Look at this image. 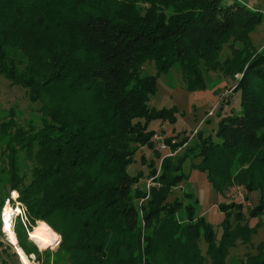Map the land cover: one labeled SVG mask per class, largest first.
Segmentation results:
<instances>
[{
	"label": "trees",
	"instance_id": "1",
	"mask_svg": "<svg viewBox=\"0 0 264 264\" xmlns=\"http://www.w3.org/2000/svg\"><path fill=\"white\" fill-rule=\"evenodd\" d=\"M263 16L235 0H0V75L40 114L22 123L12 107L0 121V233L9 200L22 209L18 244L40 264H229L232 249L253 246L247 218L264 214V46L251 34ZM175 66L190 90L209 73L236 79L241 111L221 119L217 140H168L185 152L159 155L148 190L128 166L154 146L148 123L174 120L148 102ZM193 154L218 192L259 191L248 212L235 200L220 206V238L192 192L168 199ZM38 221L61 237L55 251L30 239ZM233 264H264L262 245Z\"/></svg>",
	"mask_w": 264,
	"mask_h": 264
},
{
	"label": "rangeland",
	"instance_id": "2",
	"mask_svg": "<svg viewBox=\"0 0 264 264\" xmlns=\"http://www.w3.org/2000/svg\"><path fill=\"white\" fill-rule=\"evenodd\" d=\"M224 2L231 3L232 0H224ZM249 2L261 8L264 14V0H249ZM251 35L256 46H264V16L262 22ZM224 52L225 54L230 52L229 48L226 47ZM144 72L156 74L157 68L154 62H148L144 66ZM236 76L239 78L241 74H237ZM235 84L236 79L222 76L220 73H209L205 88L190 90L184 85L179 67L175 66L168 72H161L159 74L158 89L155 94L150 96L148 103L151 108L158 110L172 108L174 120L155 118L148 123V128L156 132L153 137L154 146L146 144L141 147L135 153L132 163L128 166V172L132 175L143 174L138 184L141 188L147 187L151 164L154 162V167H160L161 159L159 155L163 157L172 149L169 143H167L169 144L168 149L160 148V141L167 142L171 140V143H180L185 138H190L189 147H193L200 140L199 134H202L204 137L212 136L214 140L218 139L217 132L221 119L226 115L241 111L240 93L233 90ZM12 107L16 109L19 120L22 123L29 121L31 118L35 120L39 119L40 114L37 106L29 101L26 90L21 86L12 85L8 79L0 75V121ZM184 150L185 148L183 147L180 151L179 149L172 151H176L175 154L179 155L181 153L184 154ZM201 160V156H196L195 154L186 157L182 163V171L186 175V178L184 182L173 189L168 199L173 201L177 196L183 197L184 191L192 192L194 198L198 200L196 204L197 215L205 217L206 221L214 227L218 238H220L223 232V221L226 217L220 206L235 200L241 202L244 206V211L248 212L250 208L259 203V191L254 190L250 192L248 199L244 197L246 190L239 186L232 187L227 193L218 192L210 182L207 171L200 167ZM17 196V193L11 192V197L15 202ZM8 205L12 208H20L17 202L15 204L17 206L14 207L7 200L1 214L2 221L4 209ZM21 212L22 209L20 208L19 212L13 213L11 216L13 230L15 218ZM247 221L251 227L256 229L252 236L253 246L239 244V246L232 249L227 259L229 264L236 263L238 260L244 258L248 251H256L260 245H262L264 250V214L248 217ZM38 222L35 227L42 223ZM4 231L3 224L1 226L0 241L4 242V245H1L0 248L7 250L9 254H15L21 260L13 246L14 244L9 240L7 233ZM33 231L34 229L30 232L29 236L33 242L41 247H39L40 250L49 248L55 251L58 248L61 237L59 235L57 237L53 230L55 235L52 238L53 240L48 242L47 245L36 242L31 235ZM201 247H203V251L205 252L206 244L202 243ZM34 258L30 259L31 263L40 264ZM10 263L17 264V261Z\"/></svg>",
	"mask_w": 264,
	"mask_h": 264
},
{
	"label": "bare ground",
	"instance_id": "3",
	"mask_svg": "<svg viewBox=\"0 0 264 264\" xmlns=\"http://www.w3.org/2000/svg\"><path fill=\"white\" fill-rule=\"evenodd\" d=\"M20 208H12L11 206H6L3 212V224H4V230L7 233L9 240L17 247L18 253L23 261L24 264H32L30 261V258L25 254L23 249L18 245L17 243V237L16 234L12 228L11 224V216L13 213L19 212ZM32 237L42 245H47L48 242L53 240V235L50 234V232L44 228L41 227H35L34 231L32 232Z\"/></svg>",
	"mask_w": 264,
	"mask_h": 264
},
{
	"label": "crops",
	"instance_id": "4",
	"mask_svg": "<svg viewBox=\"0 0 264 264\" xmlns=\"http://www.w3.org/2000/svg\"><path fill=\"white\" fill-rule=\"evenodd\" d=\"M34 229V228H33ZM5 232V231H4ZM31 232V231H30ZM29 232V235H30ZM6 233V232H5ZM51 234V233H50ZM30 237V236H29ZM30 239H32L30 237ZM12 244V243H11ZM1 245H4V242L0 241V247ZM13 245V244H12ZM38 245V244H37ZM15 247L16 252L18 253L17 247L15 245H13ZM39 246V245H38ZM40 247V246H39ZM41 248V247H40ZM19 254V253H18ZM27 255V254H26ZM20 256V255H18ZM28 256V255H27ZM32 257H35L34 255L28 256V258L32 259ZM21 259V257H20ZM17 264H24L22 259L19 260V258L15 255V254H9L7 250H3L0 248V264H11L10 262H16ZM21 261V262H20Z\"/></svg>",
	"mask_w": 264,
	"mask_h": 264
},
{
	"label": "built area",
	"instance_id": "5",
	"mask_svg": "<svg viewBox=\"0 0 264 264\" xmlns=\"http://www.w3.org/2000/svg\"><path fill=\"white\" fill-rule=\"evenodd\" d=\"M235 1H238V2H241L242 4H245V5H247L248 7H250V8H252V9H258V10H261L262 11V9L261 8H258L257 6H255L254 4H251L250 2H249V0H235ZM158 135V134H157ZM156 135V136H157ZM160 148H162V149H168L169 148V144H167V142H164V141H160ZM176 153V151H172V149L165 155V156H172V155H174ZM164 156V157H165ZM155 184V182H154V178L153 177H151V178H149V180H148V183H147V189L149 190V188L152 186V185H154Z\"/></svg>",
	"mask_w": 264,
	"mask_h": 264
}]
</instances>
